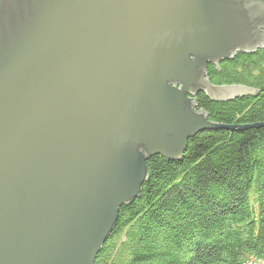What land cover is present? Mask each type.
I'll return each instance as SVG.
<instances>
[{
	"label": "water",
	"instance_id": "95a60500",
	"mask_svg": "<svg viewBox=\"0 0 264 264\" xmlns=\"http://www.w3.org/2000/svg\"><path fill=\"white\" fill-rule=\"evenodd\" d=\"M259 49L264 0H0V264H95L147 161L231 128L197 94L257 93L208 65Z\"/></svg>",
	"mask_w": 264,
	"mask_h": 264
},
{
	"label": "trees",
	"instance_id": "16d2710c",
	"mask_svg": "<svg viewBox=\"0 0 264 264\" xmlns=\"http://www.w3.org/2000/svg\"><path fill=\"white\" fill-rule=\"evenodd\" d=\"M214 84L256 94L197 109L229 126L189 140L181 160L157 155L140 197L122 206L95 264H264V49L208 65Z\"/></svg>",
	"mask_w": 264,
	"mask_h": 264
},
{
	"label": "bare ground",
	"instance_id": "6f19581e",
	"mask_svg": "<svg viewBox=\"0 0 264 264\" xmlns=\"http://www.w3.org/2000/svg\"><path fill=\"white\" fill-rule=\"evenodd\" d=\"M139 197H140V196H139ZM139 197H138V198H139ZM118 220H119V219H118ZM101 250H102V249H101ZM96 258H97V257H96Z\"/></svg>",
	"mask_w": 264,
	"mask_h": 264
}]
</instances>
